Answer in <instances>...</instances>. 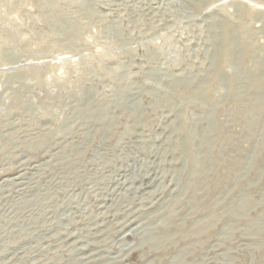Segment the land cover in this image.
Returning <instances> with one entry per match:
<instances>
[{
  "label": "rangeland",
  "instance_id": "1",
  "mask_svg": "<svg viewBox=\"0 0 264 264\" xmlns=\"http://www.w3.org/2000/svg\"><path fill=\"white\" fill-rule=\"evenodd\" d=\"M0 264H264V0H0Z\"/></svg>",
  "mask_w": 264,
  "mask_h": 264
}]
</instances>
